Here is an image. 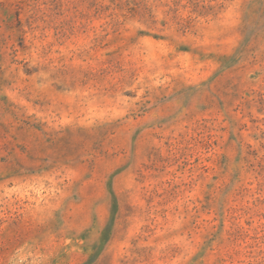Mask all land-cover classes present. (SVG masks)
<instances>
[{
    "label": "rangeland",
    "instance_id": "1",
    "mask_svg": "<svg viewBox=\"0 0 264 264\" xmlns=\"http://www.w3.org/2000/svg\"><path fill=\"white\" fill-rule=\"evenodd\" d=\"M0 264H264V0H0Z\"/></svg>",
    "mask_w": 264,
    "mask_h": 264
}]
</instances>
